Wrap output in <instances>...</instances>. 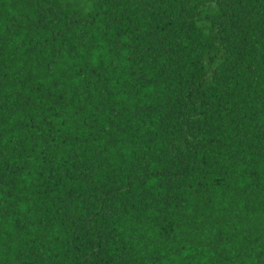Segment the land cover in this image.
<instances>
[{
  "label": "trees",
  "instance_id": "16d2710c",
  "mask_svg": "<svg viewBox=\"0 0 264 264\" xmlns=\"http://www.w3.org/2000/svg\"><path fill=\"white\" fill-rule=\"evenodd\" d=\"M0 264H264V0H0Z\"/></svg>",
  "mask_w": 264,
  "mask_h": 264
}]
</instances>
